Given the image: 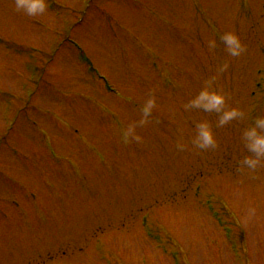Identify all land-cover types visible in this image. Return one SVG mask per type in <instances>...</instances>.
Listing matches in <instances>:
<instances>
[{
    "label": "rangeland",
    "instance_id": "1",
    "mask_svg": "<svg viewBox=\"0 0 264 264\" xmlns=\"http://www.w3.org/2000/svg\"><path fill=\"white\" fill-rule=\"evenodd\" d=\"M46 2L0 0V264H264V161L239 167L264 116V0ZM202 89L244 116L220 125ZM202 122L215 147L192 143Z\"/></svg>",
    "mask_w": 264,
    "mask_h": 264
},
{
    "label": "clouds",
    "instance_id": "2",
    "mask_svg": "<svg viewBox=\"0 0 264 264\" xmlns=\"http://www.w3.org/2000/svg\"><path fill=\"white\" fill-rule=\"evenodd\" d=\"M14 8L17 11H22L28 16H37L43 14L48 9V4L46 0H14ZM227 45V51L231 56H239L244 51V45L241 42L238 35L233 32H227L221 37ZM216 45L215 40H209V48L212 49ZM227 65L221 66V71H223ZM210 83V82H209ZM211 97V106L205 105V110L214 109L217 112L222 111V106L225 104V96L223 94L212 92L209 93L207 89H202L199 98ZM156 106L155 97H150L142 107L143 117L138 122L139 124H144L147 122V118L150 116L153 108ZM196 106H199L196 104ZM244 112L239 108H231L222 111V116L219 121L220 125L227 123L230 120L236 119L238 117H243ZM199 133L197 137L192 141L195 147L199 149H206L209 147L216 146V140L214 135L207 123H200L198 125ZM264 116L257 117L255 119L254 125L248 128L244 132V137L246 139V147L252 155L245 156L240 162V170H248L254 172L264 161ZM123 138L125 142H128L129 138L136 141H140L142 138L135 134V125L129 126L123 133ZM176 148L178 150H184L185 145L183 143H177ZM254 211V209H253Z\"/></svg>",
    "mask_w": 264,
    "mask_h": 264
}]
</instances>
